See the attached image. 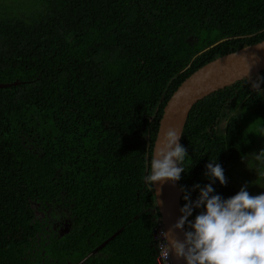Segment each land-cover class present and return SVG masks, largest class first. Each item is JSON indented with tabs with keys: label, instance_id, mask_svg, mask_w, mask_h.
<instances>
[{
	"label": "trees",
	"instance_id": "obj_1",
	"mask_svg": "<svg viewBox=\"0 0 264 264\" xmlns=\"http://www.w3.org/2000/svg\"><path fill=\"white\" fill-rule=\"evenodd\" d=\"M262 39L264 0H0V264H156L143 178L163 106L194 70ZM257 76L191 108L178 181L191 200L196 184L223 199L262 189L248 175L264 136ZM215 157L225 185L204 175Z\"/></svg>",
	"mask_w": 264,
	"mask_h": 264
},
{
	"label": "clouds",
	"instance_id": "obj_2",
	"mask_svg": "<svg viewBox=\"0 0 264 264\" xmlns=\"http://www.w3.org/2000/svg\"><path fill=\"white\" fill-rule=\"evenodd\" d=\"M250 69L247 63L242 74L244 79H251ZM261 83L264 77L257 76L251 82L253 91L261 94ZM181 135L180 129L168 127L156 142L149 171L143 178L150 188L154 183L179 181L181 174L188 170L189 167L186 170L184 166L187 150L179 143ZM252 155L264 166V149ZM215 161L216 157L209 160L204 175L225 185L224 169ZM246 188L247 184L223 199L219 194H212L211 183L203 187L196 184L192 189H199V195L191 200V190L182 186L186 203L179 209L181 215L167 231H162L165 259L168 260L171 253L184 264H264V193L251 195ZM201 207L203 211L189 220L193 209ZM186 224L190 230H184ZM177 230L182 232V239Z\"/></svg>",
	"mask_w": 264,
	"mask_h": 264
},
{
	"label": "water",
	"instance_id": "obj_3",
	"mask_svg": "<svg viewBox=\"0 0 264 264\" xmlns=\"http://www.w3.org/2000/svg\"><path fill=\"white\" fill-rule=\"evenodd\" d=\"M247 63L251 65L250 77L264 70V39L220 55L188 75L172 92L163 106L153 141L152 154L156 142L166 128L174 127L183 132L185 122L194 104L211 93L244 79L242 74ZM6 85L10 84L0 83V86ZM180 141L181 137L179 143ZM152 188L155 205L160 215L159 221L163 230L167 231L181 215L179 209L182 207V191L178 181H166L163 184L154 183ZM184 230H186V225ZM177 235L181 239L183 238L180 230H177ZM171 261L172 264H184L182 259L178 260L172 254Z\"/></svg>",
	"mask_w": 264,
	"mask_h": 264
},
{
	"label": "rangeland",
	"instance_id": "obj_4",
	"mask_svg": "<svg viewBox=\"0 0 264 264\" xmlns=\"http://www.w3.org/2000/svg\"><path fill=\"white\" fill-rule=\"evenodd\" d=\"M36 214L39 216V217H44V213H42V211L40 210H37L36 211ZM46 214L49 217V222L50 224L48 226H46V228H49V229H53L55 231V233L57 235H61V234H64L68 231V218L67 217H64L63 214H58L57 217H53L51 214H50V211L47 210Z\"/></svg>",
	"mask_w": 264,
	"mask_h": 264
},
{
	"label": "built area",
	"instance_id": "obj_5",
	"mask_svg": "<svg viewBox=\"0 0 264 264\" xmlns=\"http://www.w3.org/2000/svg\"><path fill=\"white\" fill-rule=\"evenodd\" d=\"M163 228H162V225L160 223V221L158 220V225L155 227V237L157 239V257H156V264H172V261H171V254H169V259L166 260L165 259V254H164V248H163V245H162V238L161 236L163 235L162 233Z\"/></svg>",
	"mask_w": 264,
	"mask_h": 264
},
{
	"label": "flooded vegetation",
	"instance_id": "obj_6",
	"mask_svg": "<svg viewBox=\"0 0 264 264\" xmlns=\"http://www.w3.org/2000/svg\"><path fill=\"white\" fill-rule=\"evenodd\" d=\"M256 146L258 147V148H255V149H253L252 150V154L253 153H258L261 149H264V136H263V138H261V141H260V143H257L256 144ZM251 158H253V155H252V157ZM254 159V158H253ZM255 171H250L249 172V176H250V178H252L253 180H254V178L257 176V173L258 174H260L261 175V182L263 181V187H262V189L260 190V192H257V194H260V193H264V166H260L259 165V162H257V161H255ZM260 182V183H261Z\"/></svg>",
	"mask_w": 264,
	"mask_h": 264
}]
</instances>
